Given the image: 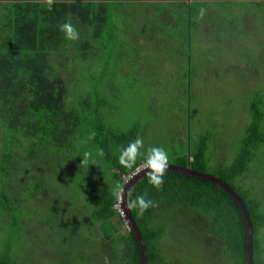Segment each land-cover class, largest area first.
I'll return each instance as SVG.
<instances>
[{"label": "trees", "instance_id": "1", "mask_svg": "<svg viewBox=\"0 0 264 264\" xmlns=\"http://www.w3.org/2000/svg\"><path fill=\"white\" fill-rule=\"evenodd\" d=\"M65 22L76 28L78 40L65 38L60 31ZM202 33L206 37L201 40ZM255 37H264V0H55L51 10L41 0H0V237L18 242L14 248H0V264H73L71 252L68 259L54 263L23 259L19 238L37 239L39 234L45 237L43 257L56 258L55 249L47 246L58 244L62 236L74 244L76 264H104L105 257L109 264H141L139 242L116 209L122 201L114 190L119 186L123 192L126 176L143 158L125 168L110 149L116 152L136 140L155 110L151 98H163L159 84L168 76H160L164 69L155 64V53L165 55L168 66L175 67L171 77L182 86L187 101L196 102L192 110L181 107V114L193 123L207 107V127L212 124V103L203 104L191 95L198 78L190 58L197 38L203 56L196 69L201 62L202 70L215 69L218 78H213L220 81L233 75L238 65L226 66L224 61L239 55L256 71L241 91L245 115L225 134L228 150L223 148L219 155L216 130L214 135H197L193 149L188 132L191 140L169 156L168 164L203 173L212 169L239 194L254 228V264H264V45H257ZM250 44L257 49L244 53ZM156 45L166 48L154 50ZM213 75L206 74L202 83ZM129 85L142 95L141 112H129ZM232 92L220 90L216 98ZM223 100L228 103L224 116L232 112L226 108L234 99ZM120 104L130 115L117 121L112 115L119 114ZM216 127L221 128L219 118ZM85 153H90L87 163ZM144 193L156 206L143 216L131 210L148 264H169L161 244L167 222L163 225L157 217L161 207L169 211L171 221L178 215L189 217L185 226L193 238L215 245L211 256L228 264H248V225L239 204L224 189L166 170L162 189L152 187L145 176L129 199ZM16 203L24 210L23 219Z\"/></svg>", "mask_w": 264, "mask_h": 264}, {"label": "rangeland", "instance_id": "2", "mask_svg": "<svg viewBox=\"0 0 264 264\" xmlns=\"http://www.w3.org/2000/svg\"><path fill=\"white\" fill-rule=\"evenodd\" d=\"M247 23H253L251 19L246 20ZM206 37V33H202L200 35L201 40ZM255 43L257 45L261 44L264 45V37H255ZM258 40V41H257ZM198 41V38L197 40ZM194 41L193 47H192V56L191 61H193V72H197L196 78V84H194L191 95L195 98H199L201 103H212L211 112L212 114H215L213 117L212 124L207 127L208 122H206V118L208 115V108L205 107L203 110V113H201L198 118H194L193 123L189 122V119L186 117V115L181 114V107L194 109L197 108L196 102L194 99L189 101L188 98H186L182 89V86L177 83L173 77H171V73L175 70V67L169 65L166 61V57L163 54L160 56L158 53L155 55L157 56V60L155 61V64L159 66L160 69H164L163 75H160V71L158 67H155V74H158L160 76H168L167 80L160 81L161 87L164 89V95L163 98H158L153 96L151 98L152 106H155V110H151L150 114L147 115L145 122L143 124V130L140 131L139 137L143 139L144 148L141 149L142 152L146 151L150 147H163L166 152L168 153V157L173 153H179L185 148L186 142L188 143L189 140H191L188 132L190 133L191 137L194 139L193 141V149H195V137L197 135L209 132L214 135V132L216 130V137L218 138V153L219 155H222L224 153L223 148L228 150L229 145L225 146L226 141L228 138L226 137L227 131H229L232 127V125L235 123V121L242 116L245 115V109H244V103L242 100V92L247 85L250 83L248 80H251L252 77L255 75L256 69L254 67H249L247 65L246 61L241 59L238 55L229 56L227 62L224 61V64L230 65L233 62L238 63L236 69L233 70V75H227L224 76L223 79H219L220 81L214 79L218 78L217 76L213 75V72L215 69H203L200 67L196 69L195 65L196 62H199L203 56V54L200 51V46L197 47L198 43ZM200 41V40H199ZM205 41V40H204ZM163 45H156L154 47V50L161 51L164 49ZM257 49L255 44H250L249 47L245 50H243L244 53H250L251 51ZM166 61V62H165ZM192 64V65H193ZM215 65V64H213ZM263 66V63L260 67V70ZM219 73H223L220 72ZM207 75L212 74L210 80L206 81L205 84L202 82L204 81L205 77ZM230 76L233 77V80L230 79ZM214 77V78H213ZM200 80V81H199ZM189 88V87H188ZM231 89L234 91L230 94L231 98L233 100V105L228 106L226 108L230 109L233 108L232 112H225V115L223 116V110L224 107L228 105L223 99L226 97H230L227 94L223 95L220 98H216L217 94L220 90H224L226 92H230ZM127 94L130 98V110L136 111V113L141 112L140 103L139 100H142V95L139 94V91L136 86L129 85L127 86ZM162 91V90H161ZM188 89L186 88V94ZM163 92V91H162ZM161 92V93H162ZM206 96L209 97L211 100L206 99ZM146 97V96H145ZM200 103V106L202 104ZM121 105V104H120ZM118 106L120 109L119 114H114L112 116H118L116 118L117 121L121 120L122 118L129 116L128 114H124L123 108L124 104ZM137 105V106H136ZM135 113V114H136ZM188 113L190 111L188 110ZM109 116L111 117V113H109ZM223 116V117H222ZM136 117V116H135ZM221 119V128L218 130L217 126V120ZM197 120V123H196ZM203 121V122H202ZM131 124V122H129ZM220 131H222V134H220ZM189 136V137H188ZM185 143V144H184ZM125 147H118L116 149V152L113 149H110V152L115 156H120L121 150ZM169 160V159H168ZM140 168V167H139ZM210 175H213V170L209 169L207 172H204ZM253 176V175H252ZM251 176V178H252ZM132 176L128 175L126 177V180L128 178H131ZM118 181L119 179H115ZM262 192L264 193V188L262 189ZM19 203H16L18 205ZM15 205V206H16ZM20 207V204H19ZM116 209L119 210V205H116ZM39 210V209H38ZM24 213V210L20 207V213L19 217L23 219L22 214ZM187 213V212H185ZM174 214V213H171ZM157 217L160 218L161 223L164 225L165 220L167 222V225L165 226V231L162 234L161 237V244L162 247L167 255V259H169V264H228L225 259L220 258L218 255L212 253H209L212 249H214L215 245H211L209 243H206L204 241L195 240L190 232L189 227L187 228L186 222L189 217L187 216H181L178 215L176 221H171L169 219L170 213L169 211H166V208L161 207L160 210L157 213ZM26 218H28L26 216ZM162 218V219H161ZM12 222V219H11ZM11 222L9 225H11ZM4 224L3 220H0V227ZM49 228H47L48 230ZM4 233L6 235H9L10 231L8 229H4ZM61 233V232H60ZM35 234V233H34ZM62 234V233H61ZM40 234L37 237V239H33V237H29L26 235L24 238L21 237V244L20 247H23L21 250V255H24L25 258L23 259H46L50 260L49 262H53L54 260L60 261L61 259H68V252H71L73 257L75 259H72L73 264H76V259H79L76 255V252H72V247L74 246L73 243H71L69 240L64 241L62 240V236L58 239L59 243L56 242L53 245H48L47 247L53 248L56 251V258L51 259L48 257H51L50 255L48 257H43L41 255V252L43 251L42 246L44 242V236L42 239H40ZM17 240L15 239L14 242L8 241L7 238H1L0 237V248L2 247H8V248H14L17 245ZM45 244V243H44ZM24 250V252H22ZM219 253H222L221 250H219ZM53 258V257H52ZM51 264V263H50Z\"/></svg>", "mask_w": 264, "mask_h": 264}, {"label": "clouds", "instance_id": "3", "mask_svg": "<svg viewBox=\"0 0 264 264\" xmlns=\"http://www.w3.org/2000/svg\"><path fill=\"white\" fill-rule=\"evenodd\" d=\"M41 3H43L48 10H51L55 0H41ZM60 31L64 33L67 40L75 41L79 39L78 31L70 22L61 24ZM143 148L144 143L142 138H137L136 140L130 142L127 147L121 150L119 163L125 168H133V166L136 165L137 160L143 158L142 164L138 169L141 171L147 169L148 171L146 174L148 176L149 184H151L155 189L160 190L163 187L164 175L168 166V153L163 147H150L146 151L142 152L141 149ZM97 154L99 156H103V150L98 149ZM89 156L90 153L84 154V163H87ZM137 170L130 174V176L133 175L135 177L138 173ZM114 194L118 200L123 201V192L119 186L115 188ZM146 195L147 193H144L138 195L135 199H129L127 207L129 209H137V215L143 216L150 207L156 206L152 200L146 199ZM104 264H109L107 257L104 258Z\"/></svg>", "mask_w": 264, "mask_h": 264}, {"label": "water", "instance_id": "4", "mask_svg": "<svg viewBox=\"0 0 264 264\" xmlns=\"http://www.w3.org/2000/svg\"><path fill=\"white\" fill-rule=\"evenodd\" d=\"M137 171L138 173L135 177H131L126 180V187L123 190V200L124 201H123L122 210L124 211L123 217L125 218V221L128 224L129 231H132L135 233V236L139 242L140 252H141V264H148V252H147V248L145 245V241L143 239L140 229L138 228L135 222V219L132 214V210L127 207V202L129 200L130 192L133 190V188L137 185L138 181L142 177L147 176L146 172L148 170L145 169L141 171L138 169ZM167 171H173V172H177L183 175L194 176V177H199V178L208 180L211 183H214L218 185L219 187H221L222 189H224L227 193H229L237 201L246 219L247 225H248V234H247L248 264H254V258H253L254 228H253V224H252V220L249 215V212L247 211L245 203L242 200V198L239 196V194L231 186H229L227 183L222 181L220 178L214 175L207 174V173L194 171L191 169L190 166L183 168V167L168 164Z\"/></svg>", "mask_w": 264, "mask_h": 264}, {"label": "built area", "instance_id": "5", "mask_svg": "<svg viewBox=\"0 0 264 264\" xmlns=\"http://www.w3.org/2000/svg\"><path fill=\"white\" fill-rule=\"evenodd\" d=\"M132 177H134L133 175H132ZM129 179V178H128ZM119 211H120V213L122 214V216H124L123 214H124V211L122 210V208H120L119 207Z\"/></svg>", "mask_w": 264, "mask_h": 264}, {"label": "bare ground", "instance_id": "6", "mask_svg": "<svg viewBox=\"0 0 264 264\" xmlns=\"http://www.w3.org/2000/svg\"><path fill=\"white\" fill-rule=\"evenodd\" d=\"M124 201V200H123ZM123 201H122V205L120 206V208H122V206H123Z\"/></svg>", "mask_w": 264, "mask_h": 264}]
</instances>
